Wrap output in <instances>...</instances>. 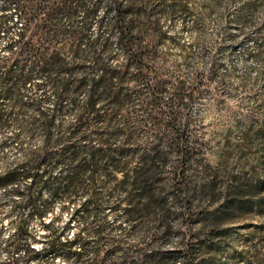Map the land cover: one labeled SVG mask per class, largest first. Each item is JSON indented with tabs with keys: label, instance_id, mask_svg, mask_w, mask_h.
<instances>
[{
	"label": "trees",
	"instance_id": "16d2710c",
	"mask_svg": "<svg viewBox=\"0 0 264 264\" xmlns=\"http://www.w3.org/2000/svg\"><path fill=\"white\" fill-rule=\"evenodd\" d=\"M0 3V156L13 154L0 167V191L14 200L18 218L7 239L0 231V264H127L125 242L90 218L106 209L129 220L152 213L168 165L159 161L167 153L159 116L165 103L185 98L160 94L185 83L163 78L149 63L145 49L156 41L144 26L153 14L145 0ZM149 125L153 145L140 139ZM78 199L84 201L73 217L86 222L83 231L71 235L54 219L44 222L57 204ZM143 200L151 209L139 208ZM32 218L43 221V240L30 228ZM148 249L134 264H193L188 248Z\"/></svg>",
	"mask_w": 264,
	"mask_h": 264
},
{
	"label": "rangeland",
	"instance_id": "374dc122",
	"mask_svg": "<svg viewBox=\"0 0 264 264\" xmlns=\"http://www.w3.org/2000/svg\"><path fill=\"white\" fill-rule=\"evenodd\" d=\"M145 1L153 18L144 33L156 41L145 49L153 59L149 63L163 78L185 83L160 96L185 99L165 103L159 116V142L167 151L159 161L168 165L161 168L152 213L145 210L129 220L106 209L90 222L106 223L109 237L125 242L129 264L148 248H188L193 264H264V0ZM170 113L172 121L166 120ZM145 131L141 141L158 142L153 125ZM182 146L190 152L183 155ZM12 157L0 156V167ZM83 201L57 204L44 222L54 219L71 235L83 231L86 222L73 217ZM14 203L0 191V231L6 239L18 222ZM142 206L150 208L144 200ZM29 225L43 240V221L32 218Z\"/></svg>",
	"mask_w": 264,
	"mask_h": 264
}]
</instances>
